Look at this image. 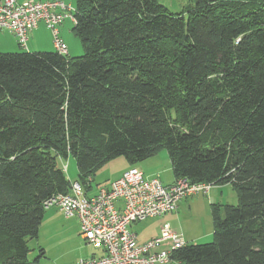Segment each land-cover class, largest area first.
<instances>
[{
	"label": "trees",
	"instance_id": "obj_1",
	"mask_svg": "<svg viewBox=\"0 0 264 264\" xmlns=\"http://www.w3.org/2000/svg\"><path fill=\"white\" fill-rule=\"evenodd\" d=\"M74 9L82 55L0 52V264H32L44 203L70 188L57 157L72 155L86 186L104 162L158 148L174 181L238 196L210 205L212 241L175 251L180 264H264V0Z\"/></svg>",
	"mask_w": 264,
	"mask_h": 264
},
{
	"label": "built area",
	"instance_id": "obj_2",
	"mask_svg": "<svg viewBox=\"0 0 264 264\" xmlns=\"http://www.w3.org/2000/svg\"><path fill=\"white\" fill-rule=\"evenodd\" d=\"M74 10L63 0H0V30L11 32L19 47L27 49L29 33L43 22L51 31L54 50L66 55L58 26L65 19L74 22ZM87 180L86 186L70 182L67 193L55 194L44 203L45 209L56 207L65 217L76 218L85 242L100 250L75 264H180L173 255L187 244L181 232L164 225L158 236L139 241L131 226L172 212L181 199L206 194L213 186L185 178L165 185L135 166L91 194L92 179Z\"/></svg>",
	"mask_w": 264,
	"mask_h": 264
},
{
	"label": "rangeland",
	"instance_id": "obj_3",
	"mask_svg": "<svg viewBox=\"0 0 264 264\" xmlns=\"http://www.w3.org/2000/svg\"><path fill=\"white\" fill-rule=\"evenodd\" d=\"M63 1L66 5L74 6L75 0ZM159 2L170 12H182L188 5L193 4L194 0H159ZM61 24L64 27L63 31L60 27V36L70 50L68 55H82L84 47L80 38L72 31L73 22L65 19ZM44 29L45 27L39 33L40 42L35 45L38 50L34 51L53 50L50 29ZM16 46L18 50L4 52L28 50L17 44ZM28 47H30L29 44ZM56 161L71 182L77 180L78 170L72 155L57 157ZM130 166L141 169L147 177H158L165 184L174 181L168 153L165 148H158L150 157L134 164H129L123 156H116L104 162L96 169L88 193H94L99 186L116 179ZM219 187L223 188L222 194H219ZM210 193L213 194L210 204L203 194L187 196L182 199L183 204L178 205L172 212L133 223L131 229L137 232L139 240L144 241L158 236L160 227L168 225L172 230L181 232L189 244L210 242L214 232L210 205L217 204L222 213L223 205H236L238 201L237 193L229 183L214 185ZM187 201L190 206L186 204ZM76 221V218L65 217L56 207L47 209L40 223L37 237L28 239L30 262L32 264H75L82 256L98 253L97 249L85 243ZM40 249L43 250V254H40Z\"/></svg>",
	"mask_w": 264,
	"mask_h": 264
},
{
	"label": "crops",
	"instance_id": "obj_4",
	"mask_svg": "<svg viewBox=\"0 0 264 264\" xmlns=\"http://www.w3.org/2000/svg\"><path fill=\"white\" fill-rule=\"evenodd\" d=\"M43 27H45V29L47 28L46 25L43 22H40V23H38L37 27L34 28L29 33V37H28V41H27V49L28 50H30V51L38 50V47H35V45H37L38 42H40L39 41V33H40V31H41V29ZM60 27H62V31H63V27L64 26L62 24L59 26V34H60ZM62 39H63V37H62ZM64 42H65V40H64ZM16 44H17L16 39H15L14 35L11 32H9L7 30H0V52L11 51V50H18ZM28 44H29L30 47H28ZM52 46H53V44H52ZM67 49H68V46H67ZM53 50H54V48H53ZM69 52H70V50L68 49V54H69ZM163 184H165V183H163ZM168 184H170V183H168ZM168 184H165V185H168ZM211 188H213V187H211ZM211 188H210V190H211ZM210 190L207 192L206 195H204L208 199L209 204L211 203L210 199L213 197V194L210 193ZM221 190H223V188L219 187V194H222L221 193L222 192ZM181 204H183L182 199L178 202L177 207H178V205H181ZM186 204H188V206H190L189 201H187ZM76 223H78V221H76ZM136 234H137V232H136ZM137 238H138V235H137ZM138 240H139V238H138ZM139 241H143V240H139ZM185 241L188 243V241L186 239H185ZM97 252L98 253H91L90 256L99 254L100 253V250H97ZM82 257H89V256H82Z\"/></svg>",
	"mask_w": 264,
	"mask_h": 264
}]
</instances>
